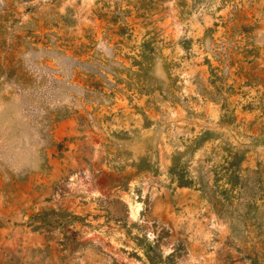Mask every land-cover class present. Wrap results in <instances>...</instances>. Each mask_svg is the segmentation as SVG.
I'll list each match as a JSON object with an SVG mask.
<instances>
[{"label": "rangeland", "instance_id": "1", "mask_svg": "<svg viewBox=\"0 0 264 264\" xmlns=\"http://www.w3.org/2000/svg\"><path fill=\"white\" fill-rule=\"evenodd\" d=\"M0 264H264V0H0Z\"/></svg>", "mask_w": 264, "mask_h": 264}]
</instances>
